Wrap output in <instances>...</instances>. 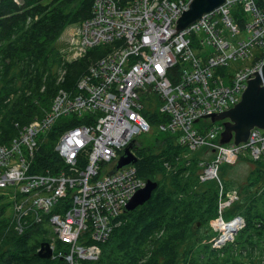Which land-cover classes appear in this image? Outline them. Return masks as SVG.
<instances>
[{
	"label": "built area",
	"instance_id": "1",
	"mask_svg": "<svg viewBox=\"0 0 264 264\" xmlns=\"http://www.w3.org/2000/svg\"><path fill=\"white\" fill-rule=\"evenodd\" d=\"M191 1L93 0L91 17L78 26L77 51L66 62L101 45L109 50L88 67L73 91L58 88L41 118L0 145V195L9 194L15 229L27 223L48 225L53 256L57 243L62 244L57 255L68 264L98 258L99 243L146 185L134 165L113 171L124 149L154 129L142 115L145 97L154 95L158 111L168 116L157 125L159 132L179 134L178 143L190 151L213 152L211 159L199 162L201 182L220 185L221 164L235 163L242 152L249 151L254 161L264 155V130L254 128L246 142L231 140L224 146L219 142L222 122L207 119L234 107L247 81L261 72L264 53L249 71L237 67L253 46H264V12L257 0H224L176 31ZM70 117H89L90 123L59 134L54 151L64 168L31 173L39 140L59 119ZM220 195L219 209L238 199L236 191L225 198L222 186ZM219 221L242 224L240 217ZM230 233L223 239L222 232L215 244L229 240Z\"/></svg>",
	"mask_w": 264,
	"mask_h": 264
},
{
	"label": "trees",
	"instance_id": "2",
	"mask_svg": "<svg viewBox=\"0 0 264 264\" xmlns=\"http://www.w3.org/2000/svg\"><path fill=\"white\" fill-rule=\"evenodd\" d=\"M256 4L264 12V0ZM92 5L93 0L0 1V145H7L21 127L41 118L58 88L73 91L88 67L109 50L101 45L77 60L62 62L55 49L64 28L91 17ZM59 72H64L61 81ZM143 103L142 115L152 128L167 121L154 95ZM83 123H90V118L59 119L39 140L31 173H56L64 168L54 151L57 138L63 129ZM156 135L145 147L135 143L133 152L137 175L156 182L157 188L143 205L121 216L108 239L99 243L95 261L80 264H264V157L256 161L245 157L253 168L243 184L229 179L232 176L225 169L220 172V185L201 182L198 163L207 157L204 150L193 152L181 146L177 133ZM221 186L223 196L231 190L238 195L223 219L239 216L242 226L233 241L212 248L206 240L216 233L209 229L208 220L219 211ZM9 206L0 196V264H68L57 255L60 243L54 256L38 258L40 245L50 242V227L27 223L16 230ZM203 225L209 235L200 233Z\"/></svg>",
	"mask_w": 264,
	"mask_h": 264
},
{
	"label": "water",
	"instance_id": "3",
	"mask_svg": "<svg viewBox=\"0 0 264 264\" xmlns=\"http://www.w3.org/2000/svg\"><path fill=\"white\" fill-rule=\"evenodd\" d=\"M223 2L224 0H192L188 9L186 11L183 10L182 15L178 18L176 31L185 29L203 15L220 7ZM207 119L211 122L226 120L223 122L224 130L220 134V144L222 145L229 143L231 140H233L235 145L244 143L247 141L252 129L264 130V62L261 72L255 73L247 81L246 88L241 95V100L229 110L218 115L209 116ZM134 148V142H131L124 149L113 171L136 163L137 158L131 152ZM156 188V182L146 181L145 187L136 192L127 203L124 208V213L143 205L150 199ZM36 256L41 259H49L53 256L48 242L40 245Z\"/></svg>",
	"mask_w": 264,
	"mask_h": 264
},
{
	"label": "rangeland",
	"instance_id": "4",
	"mask_svg": "<svg viewBox=\"0 0 264 264\" xmlns=\"http://www.w3.org/2000/svg\"><path fill=\"white\" fill-rule=\"evenodd\" d=\"M78 26L79 25H75V24L67 26L60 33L58 39L56 40L55 49L57 50L62 62H66V60L71 58L73 56L74 52L77 51V46H76L75 42H76V39H77ZM263 53H264V46H253L250 49V53H248V55H247L248 58L246 59V61L243 64H240L237 67V69H239V71H244V72L249 71V68H252L253 66H255L256 63H258L259 57H260V55H263ZM60 74H61V72H59V75ZM208 121H210V120L208 119ZM224 121H226V120H224ZM224 121H218V122H222V126H223V122ZM223 130H224V126H223V129H222L221 133L223 132ZM158 133H159V130H157L156 127H155L150 133H146V134H142V135L138 136L137 139L135 140L136 141V146L145 147L147 145H150L153 141H155V138H157L156 134H158ZM219 142H220V140H219ZM224 146H226V145H224ZM202 150H204V149H202ZM202 150H198V151H202ZM193 152H195V151H193ZM204 152L206 153L207 157L201 159L200 161H204V160L208 159V156H213V152H211V150H208V151L204 150ZM202 154H203V152H202ZM215 155H216V153H214V157H215ZM246 156H247V158H249L250 161H254L252 156H251V154H250V152L249 151H245V152H242L241 155H240V157H242L243 161L240 160V158H239L238 161H236L235 163H233L231 165H228V164H225V163L221 164V168L219 170L220 183H222V178H220V172L223 171V169H225V171L229 175L232 176L229 179H232V180L239 179V184H243L244 183V176L247 174L249 169L253 168V165L251 164L252 162H250L249 160L248 161H244ZM209 159H211V157ZM198 168H199L198 169V176H199L200 173H201L199 163H198ZM232 191H235V190L227 191L224 194V197L226 198V196L228 194H230V192H232ZM1 193H3L4 195H0V196H2L6 201H8L9 194L8 193H4V192H1ZM237 197H238V195H237ZM18 201H21V199L19 198ZM231 205H232V203L222 206V208L219 209V211L217 212L216 216H214V217H212V218H210L208 220L209 229L210 230L212 229V231L214 233H216L215 236H213L210 239L206 240L207 241L206 243L212 242V248H220V247H223L226 242L228 243L230 241H233L234 236L241 229V225L242 224H239L238 226L235 227V229L231 233L229 232L231 234L230 235L231 238L229 240H226L224 243L218 242L217 244H215V242H217L220 239L221 235H222V231L220 230V228L218 226V221L222 220L223 222H229V221L234 220V218H235L234 217V218H232L230 220L223 219V213L227 209H229L231 207ZM10 211L11 210L9 208V212ZM236 217H239V216H236ZM240 219H241V217H240ZM200 228H201L200 229V233H206L207 235H209V233L207 231V228L204 225L201 226ZM198 233H199V231H198ZM192 237H195V236L192 235ZM195 244H197V243H195ZM195 244H193V245H195Z\"/></svg>",
	"mask_w": 264,
	"mask_h": 264
},
{
	"label": "bare ground",
	"instance_id": "5",
	"mask_svg": "<svg viewBox=\"0 0 264 264\" xmlns=\"http://www.w3.org/2000/svg\"><path fill=\"white\" fill-rule=\"evenodd\" d=\"M218 226L220 230H222V232L225 233V235H223V239H225L228 237L229 232H232L235 229V227L237 226V222L234 221V222H231L230 224L219 223Z\"/></svg>",
	"mask_w": 264,
	"mask_h": 264
},
{
	"label": "flooded vegetation",
	"instance_id": "6",
	"mask_svg": "<svg viewBox=\"0 0 264 264\" xmlns=\"http://www.w3.org/2000/svg\"><path fill=\"white\" fill-rule=\"evenodd\" d=\"M133 150H134V149H133ZM263 156H264V155H263ZM263 156H262V157H263ZM220 193H221V189H220ZM220 196H221V195H220ZM221 200H222V196H221L220 202H221ZM220 202H219V205H220Z\"/></svg>",
	"mask_w": 264,
	"mask_h": 264
}]
</instances>
